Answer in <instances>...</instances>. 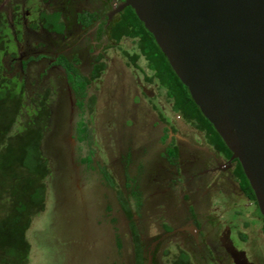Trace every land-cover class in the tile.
Wrapping results in <instances>:
<instances>
[{"label": "rangeland", "instance_id": "obj_1", "mask_svg": "<svg viewBox=\"0 0 264 264\" xmlns=\"http://www.w3.org/2000/svg\"><path fill=\"white\" fill-rule=\"evenodd\" d=\"M109 1L104 6L100 0H51L47 4L43 0L40 5L48 11L64 10L68 14L66 18L72 23L75 14L86 7L96 10L99 17L105 16L106 25H109L117 19L112 11L123 2ZM89 2L90 6L87 5ZM2 6L8 9L7 2ZM7 16L10 26L11 18ZM99 21L98 39L101 41L105 20L102 18ZM95 23L91 22L92 26ZM84 31L86 28L82 33ZM32 39L33 36L26 32L17 43L19 57L15 58V74L19 68L17 61L30 57L38 50H34L35 41ZM83 44L87 47L78 49L85 52L91 50L93 53L94 49L100 48L98 45L89 48L87 42ZM11 49L10 44L8 51ZM40 51L49 56L47 50H39L33 56L41 55ZM106 52L110 62L103 79L91 89L97 90L98 99L87 132H79L76 126L77 122L85 121V117L74 114L75 94L69 91L70 95H65L63 99L62 92H58L56 112L61 111V115H54L52 129L43 144L44 155L52 160L54 172L47 183L45 210L33 217L26 232V240L30 244L28 264H135L119 191L125 200H129L136 219L143 244V264H158L163 246L154 253L156 246L160 240L172 238V234L161 236V224L177 227V231L185 229L183 232L187 233L189 244L196 251L194 264H217L212 247H215L213 234L218 218L224 214L225 221L239 224L250 221L247 217L251 210L232 207L233 202L225 200L226 194L223 193H211L210 204L206 198L198 200L199 194H194L192 206L205 213L206 224L204 219H200L197 227L191 223L193 234L198 238L193 240L190 237V226L185 227L184 219L180 217L183 206L188 202H183L182 198L187 194L183 181L187 179V165L199 156L189 152V148L202 146L201 134L183 124L173 113L164 88L159 87L157 82L144 81L143 71L147 76L152 75L146 70L145 60L137 59L139 68L128 61L124 52L129 55L138 53L134 40L124 39ZM92 57L90 55L89 58ZM37 66H40L39 62L31 64L30 67L34 68L31 70H39ZM141 84L146 89L145 94L139 89ZM57 88L60 90L61 86ZM28 91H31L30 86ZM161 116L168 123L165 124ZM166 127H175L176 132H168L165 144L161 142V137ZM172 137H177V141L183 144L180 146L179 166L162 156ZM223 164L227 165V162ZM181 171L184 175L180 174ZM113 182L114 185H111ZM238 203H244L243 199ZM233 211L247 217L233 214ZM201 226L206 234L200 237ZM250 230L257 236L253 226ZM232 241L236 247L244 248L237 235L232 236ZM181 245L185 247L183 243ZM260 252L264 255L263 249ZM204 254L206 259L203 261Z\"/></svg>", "mask_w": 264, "mask_h": 264}, {"label": "water", "instance_id": "obj_2", "mask_svg": "<svg viewBox=\"0 0 264 264\" xmlns=\"http://www.w3.org/2000/svg\"><path fill=\"white\" fill-rule=\"evenodd\" d=\"M238 160L264 219V0H124Z\"/></svg>", "mask_w": 264, "mask_h": 264}, {"label": "trees", "instance_id": "obj_3", "mask_svg": "<svg viewBox=\"0 0 264 264\" xmlns=\"http://www.w3.org/2000/svg\"><path fill=\"white\" fill-rule=\"evenodd\" d=\"M3 2L0 0V264H28L30 244L26 240V232L33 217L45 210L47 183L54 172L52 160L44 155L43 144L53 126L55 97L50 87L43 88V85L36 84L32 74L26 78L25 68L30 59L21 61L22 68L17 67V74L13 71L16 63V42L13 37L16 36L17 42L22 39L19 27L21 19L14 8L11 22L15 27L14 33L8 25L7 11L1 8ZM42 17L45 19L44 26L51 25L54 30H61L57 14ZM78 18L84 26L90 24L83 15ZM110 36L115 43L123 37L134 40L138 53L129 55L124 52L128 60L139 68L135 62L143 58L146 70L152 72L151 76H147L140 68L145 80L148 83L157 82L159 87L164 88L165 97L171 101L172 111L188 125L204 132L208 144L229 159L232 153L200 112L188 89L158 48L154 37L130 7L117 14L110 28ZM8 44L12 47L10 52ZM5 59L10 61L6 62ZM29 86L32 92L28 91ZM91 100L93 105L95 100L93 97ZM169 153L176 157L175 149ZM234 162L235 174L241 179L243 191L255 202L241 165L236 159ZM118 196L121 197L122 211L130 223L134 263L143 264L142 244L131 208L120 191ZM182 258L178 264H188L186 258Z\"/></svg>", "mask_w": 264, "mask_h": 264}, {"label": "flooded vegetation", "instance_id": "obj_4", "mask_svg": "<svg viewBox=\"0 0 264 264\" xmlns=\"http://www.w3.org/2000/svg\"><path fill=\"white\" fill-rule=\"evenodd\" d=\"M42 1L43 0H23V2H19L18 0H4L2 5L6 4L7 2L8 9L1 5L3 7L2 9L9 12V14L7 15H9L11 18L10 22H12L14 8H16V14L18 15L17 17L21 19L19 24L21 38H23L24 34L28 32V34L33 36L32 40L35 41V43H33V45H35L34 50L38 49L37 51H35V53H31V56L29 55L30 57L26 59H19V68H22V60L30 59L28 60L25 68L27 71V75L25 74V76L26 78H28L30 75L29 70L34 69L31 68L32 66L30 67V65L37 62L40 63V66H37L39 70H31V74L33 75L32 79H34V82L36 84L43 85V88L50 87L52 89V93L55 97L53 114L56 116L61 115V111L56 112V106L58 105L57 98L59 97L58 92H62L63 99L65 95L68 96L71 92H73L76 96L75 105H72L74 114H79L82 115V117H85V121L79 123L77 122L76 126L79 132H87L88 128L90 127L89 125L91 124L92 115L95 112V103L98 99L97 90L91 91V89H93L94 86L96 88L101 79H103L104 75L107 72L110 62L106 50L117 46V44L122 42V40L129 38L123 37L118 43H115L113 38H111L110 36V28L113 25V21L111 24L106 25L107 18H105V16L99 17L97 15L96 10H90L89 8L85 7L83 11H78V13L75 14V21L72 23L70 20H68V18H66V15L68 16V14L64 10H45L40 5V2ZM49 1L51 0H44V3L47 4ZM100 2L103 3V5L105 6L108 5L110 1L100 0ZM87 5L90 6L91 2L87 3ZM26 6H28L29 9L26 8ZM55 14L58 15L57 20L58 23L61 25V30H54L52 28L53 26L51 25L44 26L45 19L42 16H50ZM79 15H83L85 17V20L88 22L91 21L92 24L96 21L95 25L92 26L90 22L88 26H84L82 22L79 21ZM102 18H104L105 20V25L101 32L103 35V40L99 41L98 22H100L99 20H101ZM76 26H78L77 28H79V30H77ZM10 27L15 33V27L12 23ZM83 28H86V31H84V33H82ZM79 31H81L82 35ZM15 37L16 36H14L13 38L16 42V58H18V40ZM86 42L90 46L89 48H91V45H93V48L97 45L100 48L98 50L94 49L93 53H91V50H88L86 52L85 50H79V47L81 49L87 47V45L83 44ZM39 50L49 51V56H46L45 53H43V55L41 51V55L33 56L34 54L39 53ZM90 55H93V57L89 58ZM60 59L62 61H60ZM131 64L136 68L135 64ZM21 73L23 74V71ZM144 81L147 82L145 80V77ZM59 86H61L60 90L59 88H57ZM139 89L142 93H144L146 90L144 89L143 84H141ZM92 97L95 100L93 105L91 104ZM135 104L136 103H134V105ZM177 116L183 124H186L189 128L191 127L195 132L200 133L202 137L201 147L194 146L191 149L189 148V152H195L197 156L199 155L200 157H196V159H194L191 163L187 165V179H184L185 181H183L185 187L187 188V194L183 195L182 198L183 202H188L185 206H183L180 213V217L184 219L185 227L190 226L188 227L189 229L186 228L190 230V237L193 240H196L198 238H196V236L193 234L194 232L192 231L191 223L192 225H195L197 227V224H199L200 219H204V223L206 224L205 213L201 212L200 210L198 211L197 209H195L194 206H192V204L194 203V194H199L198 200H200V198H206L209 204L210 199L212 198L211 193L216 192L220 194H226V197L224 199L229 201V203L233 202L232 207H247L246 209L251 210L249 217L241 213H236L234 212L235 210L233 211V214L235 213L237 215L245 216L249 218L250 221H242L239 224H236L234 221V223L228 222L225 221L224 214L221 215L220 218H218L219 221H217L216 224V231L213 234V241L215 247H212V252L216 255V263L264 264V255L260 254V251L262 249L264 251V219L258 214L256 201L254 202L250 200V198L247 197L246 193L241 187V179L238 178L235 174L236 162H234L231 157L229 159H226L222 152L210 146L206 141L204 132L188 125L181 119L179 115ZM54 117L55 116H53V119ZM164 122L165 124L168 123L167 119L164 120ZM171 131L176 132L175 127H173L172 129L168 127L164 128L163 135L161 137V142L166 144V140L169 138L168 132ZM177 140V137L171 138L170 142L166 145L165 149L163 150L164 153L162 156H164L167 161L174 162L176 165L179 166L181 154L180 146L183 144L179 143ZM171 149L176 150V157L170 155L169 151ZM225 162H227V165L223 164ZM180 174L184 175V171L183 173L181 171ZM212 177H214V179H212ZM242 199L244 203H238V200L240 201ZM127 201L130 206L128 199ZM197 204L200 205L198 202ZM131 212L133 214V219L135 220L136 224L134 213L133 211ZM125 219L127 226L129 227L128 230L131 239L132 233L130 230V223L127 218ZM250 226H253V229L257 231V236H254L251 230L249 231ZM161 227L163 231L161 236H164L166 234H172V238L167 239L168 237H166L163 240H160L158 246H156L157 248L155 249L154 253L157 252L159 247L163 246V248L160 249V253L158 255V264H178V262L182 261V257L186 258L188 264H194V259L196 258V251L193 246L189 244V237L187 236V233L183 232V230L185 229L181 227L182 230L177 231V227L170 228L165 226V224H161ZM198 227H200V225ZM202 227L203 226L199 228L200 237L206 234L203 232L204 229ZM234 234L238 236L240 244H242L244 248L236 247L234 241H232V236ZM140 242L142 244L141 239ZM186 242L188 243L186 244ZM201 242H203V239ZM182 243L187 248L183 247L181 245ZM249 247H252L251 250L248 249ZM132 249L134 252V247ZM204 255L205 256L203 257V261L206 259V254Z\"/></svg>", "mask_w": 264, "mask_h": 264}]
</instances>
